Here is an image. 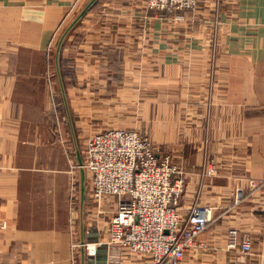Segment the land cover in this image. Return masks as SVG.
Returning a JSON list of instances; mask_svg holds the SVG:
<instances>
[{"label": "crops", "instance_id": "crops-1", "mask_svg": "<svg viewBox=\"0 0 264 264\" xmlns=\"http://www.w3.org/2000/svg\"><path fill=\"white\" fill-rule=\"evenodd\" d=\"M88 1L0 0V264H82L83 242L109 241L118 199L95 202L86 173L84 207L81 186L72 201L81 170L57 135L112 128L172 150L184 216L211 209L181 264H264V0H200L194 11L164 13L147 0H100L65 43L74 123L67 114L60 134L47 112L50 52ZM231 230L251 237L250 254L228 248ZM108 247V264H152Z\"/></svg>", "mask_w": 264, "mask_h": 264}, {"label": "built area", "instance_id": "built-area-1", "mask_svg": "<svg viewBox=\"0 0 264 264\" xmlns=\"http://www.w3.org/2000/svg\"><path fill=\"white\" fill-rule=\"evenodd\" d=\"M199 3L147 0L148 8L158 13L194 11ZM83 162L91 198L95 202L106 197L118 199L106 244L146 257L152 264H181L207 230L211 209L197 205L186 216L182 214L185 178L172 156L161 153L137 132L111 129L88 140ZM85 246L88 255H95L96 246ZM228 248L248 255L252 239L231 230Z\"/></svg>", "mask_w": 264, "mask_h": 264}, {"label": "rangeland", "instance_id": "rangeland-1", "mask_svg": "<svg viewBox=\"0 0 264 264\" xmlns=\"http://www.w3.org/2000/svg\"><path fill=\"white\" fill-rule=\"evenodd\" d=\"M78 14H77V16H78ZM65 29H66V27H65ZM61 35H62V33H61ZM58 42H59V40H57L54 43V45L51 49V52H50V57H49V66H50V70L52 71L51 76L53 79V85H51L49 88V94L52 98V106H50V109L47 112H50L52 115L51 124L54 126V129L58 132L60 130V134H62V132L64 133V130L66 129V124H67V120H68V119H66L67 114L70 115L69 113H71L72 121H73V116H72L70 105H68V108H67V106H66V104L62 98L61 89L59 88L58 83H57L58 76H57L56 65H55V55H56ZM64 47H65V45H64ZM64 47H63V50H64ZM63 50H62V54H61V60H62ZM69 110H70V112H68ZM73 123H74V121H73ZM73 126H74V124H73ZM112 129L114 130L115 128H112ZM119 130H127V131L139 133L138 130H135V129L133 130V129L121 128ZM139 134H141V133H139ZM57 136H58V145H60V147H62L65 150L64 154L68 156V159L70 161L74 162V164H73V165H75L74 170L75 171L80 170L81 166L79 165V161L77 158L78 156H77V152H76L75 147L77 145L80 148V151H81L80 154L82 156V159H84L86 143L93 136L90 138H78V137L74 138V137H72V135H70V136L57 135ZM142 136L145 138H148L154 144L152 138H150L148 136H144V135H142ZM165 151L172 156L174 163L178 166L179 163L177 160H175V155L173 154L172 150L166 149ZM70 171H71V169H70ZM71 173L73 174V171H71ZM73 177H74V180H73ZM80 186H81V184L79 182L78 177L72 176L70 190H69V192L71 194L72 201H74V193H76V196H78L77 195L78 192L80 193V190H79ZM98 245H101V243H99ZM104 245L109 246L107 244H104Z\"/></svg>", "mask_w": 264, "mask_h": 264}, {"label": "water", "instance_id": "water-1", "mask_svg": "<svg viewBox=\"0 0 264 264\" xmlns=\"http://www.w3.org/2000/svg\"><path fill=\"white\" fill-rule=\"evenodd\" d=\"M100 0H89L88 3L83 7V9L79 12L78 16L74 19V21L69 25V27L66 29V31L61 36L56 50L55 55V65H56V71L57 76L59 80V85L61 89V94L63 96V100L68 108V100H67V94H66V88L64 85V80L62 76V70H61V54L63 47L66 43V40L70 33L77 27V25L82 21L83 18L86 17V15L97 5V3ZM69 112V111H68ZM70 116V115H69ZM76 138V137H74ZM77 158L79 161V165L81 166V197H82V207H84L85 204V197H86V171L83 168V159L80 154V151L77 148ZM92 244H99V241H92L89 242ZM86 242H83L81 244L82 249V264H108L109 258L105 255L106 251L109 252V247L104 245V247L100 246L97 250L95 255H87V249H86Z\"/></svg>", "mask_w": 264, "mask_h": 264}, {"label": "trees", "instance_id": "trees-1", "mask_svg": "<svg viewBox=\"0 0 264 264\" xmlns=\"http://www.w3.org/2000/svg\"><path fill=\"white\" fill-rule=\"evenodd\" d=\"M98 3H99V2H98ZM98 3H97V4H98ZM96 6H97V5H96ZM66 29H67V28H66ZM66 29L64 30V32L66 31ZM61 61H62V60H61ZM61 65H62V62H61Z\"/></svg>", "mask_w": 264, "mask_h": 264}]
</instances>
